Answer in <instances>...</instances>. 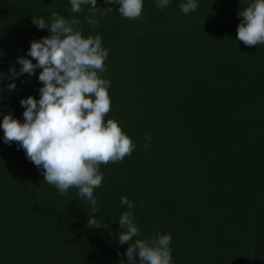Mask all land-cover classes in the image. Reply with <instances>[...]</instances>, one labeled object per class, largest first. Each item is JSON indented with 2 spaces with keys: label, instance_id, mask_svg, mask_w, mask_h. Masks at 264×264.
<instances>
[{
  "label": "trees",
  "instance_id": "trees-1",
  "mask_svg": "<svg viewBox=\"0 0 264 264\" xmlns=\"http://www.w3.org/2000/svg\"><path fill=\"white\" fill-rule=\"evenodd\" d=\"M181 2L144 0L141 18L128 19L98 0L113 11L92 25L89 7L73 13L69 0H0L2 84L30 42L50 35L32 17H76L82 35L99 34L109 50L104 119L136 145L100 165L93 214L75 188L46 183L18 142L0 140V264H126L127 244L116 239L122 196L134 204L138 238L171 234L174 264H264V44L236 37L249 0H198L189 14ZM39 71L0 92V113L23 121L19 101L39 99ZM92 215L108 227L89 228Z\"/></svg>",
  "mask_w": 264,
  "mask_h": 264
},
{
  "label": "clouds",
  "instance_id": "clouds-1",
  "mask_svg": "<svg viewBox=\"0 0 264 264\" xmlns=\"http://www.w3.org/2000/svg\"><path fill=\"white\" fill-rule=\"evenodd\" d=\"M101 2L106 6L118 5L115 11L124 18L138 19L143 13L144 0ZM154 3L164 9L171 0H154ZM69 4L73 13H79L82 6L87 5L91 15L86 21L92 25L99 23L97 13L113 11V7H99L98 0H69ZM179 8L189 14L198 8V0H182ZM238 16L242 19L237 26V39L246 46L264 44V0H249ZM32 23L37 29H47L50 35L32 40L26 54L16 57L19 71L9 68L7 85L2 84L4 74L0 73V92L5 87L14 91L17 79L24 74L31 77L41 69L37 75L42 84L38 89L39 99L29 95L19 101L24 109L23 121L14 118L11 112L0 113V130L3 131L0 140L5 144L18 142V150L25 151L26 159L37 166L46 183L54 185L61 194L75 188L95 214L98 208L94 191L104 180L100 165L122 161L136 148L131 137L122 131L119 121L104 119L111 106L108 92L111 82L101 74L106 70L104 62L109 50L103 46L99 34L83 36L76 17L66 19L54 12L50 21L32 17ZM144 140L147 151L151 137L145 134ZM120 203L126 205L127 210L121 212L117 220L121 231L116 239L120 245L127 244L126 264H174L171 234L156 233L149 239L138 238L141 230L132 211L133 202L122 196ZM87 225L89 228L108 227L94 215L88 216Z\"/></svg>",
  "mask_w": 264,
  "mask_h": 264
}]
</instances>
